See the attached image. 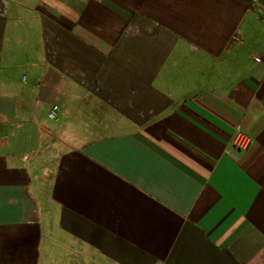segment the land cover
<instances>
[{
  "label": "crops",
  "instance_id": "obj_1",
  "mask_svg": "<svg viewBox=\"0 0 264 264\" xmlns=\"http://www.w3.org/2000/svg\"><path fill=\"white\" fill-rule=\"evenodd\" d=\"M252 2L0 0V264H264Z\"/></svg>",
  "mask_w": 264,
  "mask_h": 264
},
{
  "label": "built area",
  "instance_id": "obj_2",
  "mask_svg": "<svg viewBox=\"0 0 264 264\" xmlns=\"http://www.w3.org/2000/svg\"><path fill=\"white\" fill-rule=\"evenodd\" d=\"M251 6L255 9L256 16L259 19H264V0H253ZM256 60L259 61V58H256ZM58 112L59 106L58 104L54 103L49 108L48 117L50 119H57ZM249 142L250 136L247 133L241 131L240 129H237L232 139L234 147L242 148L245 147Z\"/></svg>",
  "mask_w": 264,
  "mask_h": 264
},
{
  "label": "rangeland",
  "instance_id": "obj_3",
  "mask_svg": "<svg viewBox=\"0 0 264 264\" xmlns=\"http://www.w3.org/2000/svg\"><path fill=\"white\" fill-rule=\"evenodd\" d=\"M258 24H259V22H258ZM115 130V129H114ZM55 250V249H54ZM56 250H58L57 249V247H56ZM52 260H53V262H54V260H59L60 259V256L59 255H53L52 257ZM77 258V257H76ZM82 259H83V261H84V263L86 264H95V261H94V263H93V261L92 260H90L89 259V257L87 256H82Z\"/></svg>",
  "mask_w": 264,
  "mask_h": 264
}]
</instances>
